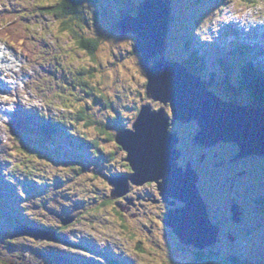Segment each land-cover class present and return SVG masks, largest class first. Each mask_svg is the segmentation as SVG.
<instances>
[{
    "label": "rangeland",
    "instance_id": "obj_1",
    "mask_svg": "<svg viewBox=\"0 0 264 264\" xmlns=\"http://www.w3.org/2000/svg\"><path fill=\"white\" fill-rule=\"evenodd\" d=\"M33 1L0 0L23 13L26 8L21 4L32 11L37 5L54 6L62 0ZM81 1V20L67 25L74 29L78 39L99 41L93 57L72 40L67 30L61 29V21L47 15L37 16L25 23L29 26V43H36L31 51L41 59V67L26 66L24 58L15 53L20 60L17 69L23 65L19 74L27 70L32 79L27 80V72L21 75L26 85L22 80L16 82L14 78L0 76L2 84H6L0 93L8 96V101L3 97L0 100V162L8 170L3 160L11 158L8 171L13 174L9 185L0 183V264H191L195 251L216 252L242 263L264 262V214L256 206L264 193V159L254 163L257 169L251 172V179L243 182L247 188L233 192L247 213L243 218L248 219L242 225L249 229H219L216 242L201 251L181 245L173 231L163 225L170 200L161 201L156 183L129 185L127 194L121 198H109L113 190L109 178L130 174L126 152L109 138L121 129H132L141 106H152L153 111L165 108V114L170 113V108L146 98L145 72L139 65L140 55L132 49L134 36L114 34L109 26L117 20L119 10L133 13L143 0ZM170 16L165 58L198 68L205 81L212 78L210 88L230 100L252 103L249 89H241L239 75L233 72L238 70L233 57L237 55L239 40L247 42L246 45L261 43L264 47V0H170ZM0 46L4 44L0 42ZM16 66L12 62L7 68L12 73ZM16 86V92L8 91ZM262 104L260 107H264ZM72 105L75 109L82 107L87 116L82 121H70L75 139L66 141L68 133L54 135L53 143L43 146L46 154L31 158V162L27 160V152L17 151L20 146L5 127L17 106L30 108L32 117L42 113L51 120H67ZM72 116L77 117L75 112ZM191 122L178 127L183 129L178 142L183 151L178 163L184 167H180L183 171L187 169L184 161L191 162L190 148L202 146L194 141ZM27 133L24 140L42 145L27 140ZM80 137L84 138L81 144H86L83 149L75 145ZM44 140L51 143L47 137ZM87 140L94 141L95 147ZM29 147L35 155L40 154L37 147ZM227 147L231 150V145ZM40 165L42 169L38 170ZM216 174L220 183H224L225 172ZM3 179L0 174V181ZM140 196L161 203L138 201L126 214L119 212L124 201ZM182 206L174 203V207ZM237 209L239 217L241 208ZM31 229L51 233L54 239L26 236Z\"/></svg>",
    "mask_w": 264,
    "mask_h": 264
},
{
    "label": "water",
    "instance_id": "obj_2",
    "mask_svg": "<svg viewBox=\"0 0 264 264\" xmlns=\"http://www.w3.org/2000/svg\"><path fill=\"white\" fill-rule=\"evenodd\" d=\"M170 17V0H144L134 14L121 12L119 21L112 25L120 35L134 36L133 52L140 55L139 65L145 72L146 98L169 105L171 120L164 109L152 111L144 105L132 129L115 135L114 141L126 152L125 161L132 173L128 177L109 178L113 187L109 198H121L127 194L129 185L156 183L162 202L169 199L170 206L175 201L184 204L166 212L165 226L173 231L181 245L201 250L216 242L217 227L207 217L196 188V172L189 166L183 171L177 165L179 140L169 127L173 122L195 121L197 144H234L238 150L235 160L264 156V107L223 99L183 64L167 60L164 48ZM177 217L184 219L185 224L179 225ZM28 232L26 236L36 240L54 239L51 233L42 230Z\"/></svg>",
    "mask_w": 264,
    "mask_h": 264
},
{
    "label": "trees",
    "instance_id": "obj_3",
    "mask_svg": "<svg viewBox=\"0 0 264 264\" xmlns=\"http://www.w3.org/2000/svg\"><path fill=\"white\" fill-rule=\"evenodd\" d=\"M33 2H35V0ZM81 2H82L81 0H62L60 3H56L54 6L47 5V4L37 5L36 8L32 11H28V8L25 6L26 13H23V16L20 14L15 15L14 9L10 8L9 14L12 15V17H10L11 19L9 21L15 22L18 20V18H19V21H21V22H19V24L17 22L14 23V26H12V27H14V29L13 30L11 29L12 31L9 30L10 35L13 38H15V41H17L19 38L22 37V40L29 42L30 39H28V35H27V30L29 29V27L25 26L26 24L24 21H28L29 19H35L37 16H40V15H47V16L56 18V20L61 21V23L59 24V26L61 25V29L67 30V32L70 33L72 40L75 41L80 46V48L85 50V52L90 57L91 56L93 57L97 51L99 41L94 40V39H90V38L89 39L88 38L78 39V35L74 31V29L70 25H67L69 23H72V21L79 20V19L81 20V16H80V14H81L80 12H82V9H81L82 7L80 6ZM254 6H257V4ZM29 10H30V8H29ZM119 12H120V10L118 11V13H116V14H118L117 20L119 19ZM16 13H19V11H17ZM116 21H114L112 24H114ZM112 24H110L109 26H111ZM17 30L23 32L25 35L23 33H21V36H20V33H18ZM112 30L114 31L113 33L116 32L114 29H112ZM259 49H261V48H259ZM236 51H238V52H236L237 56L234 55L233 62L236 64V66L238 65V68H237L238 70H236V73H238L240 76L239 82H243V88L244 89H249L251 99H252V103H249V104H253L257 107H260L261 105H263L262 103H264V72H263L264 71L263 70V68H264V48L256 53V52H251V50H249V49H245L244 51H242V48H240V46H239L236 48ZM25 54H28V56H31V54L27 51L25 52ZM253 57H254V59L252 60V66H251L250 64H247V62L251 60L249 58H253ZM255 57H257V58H255ZM226 63H227V61H226ZM184 66L186 68H188L189 71H191L192 73H197V74L201 73V71H199L198 68L195 70L190 65L185 64ZM224 67H226V65ZM201 76H203V75H201ZM209 78L210 79L207 78L206 82L210 88L212 78L211 77H209ZM79 82H82V81H79ZM83 85L84 84L82 83L79 86L80 91L83 90L82 89ZM245 87H247V88H245ZM84 88H85V86H84ZM211 89L215 91L214 88H211ZM215 92H217V91H215ZM87 94L89 95L90 93H87ZM218 94H222V93H218ZM73 112L76 113V116H77L76 118L72 116ZM69 113H70V116L66 117L67 120H65V119L60 120L58 118L51 120L50 116L46 115L47 117H44V115L42 113L40 115H37L36 117H32L31 115H29L26 112H22V113L18 114L11 121V125L8 127L9 132H11V135H13V137L15 138L14 139L15 144L18 143V145L20 146V149H18L17 151L20 150L22 152V150H24V152H27V156H26L27 160H29L31 162V158H33L35 156H42V155L46 154V149L43 146L46 144H52L53 141L51 139L53 138L54 135L60 136V135L68 133L69 138L66 141H72L73 139H75L73 132H72L74 130H72V128H71L72 123L70 121H73V120L75 122L82 121L83 119H86L87 116L84 115V109L82 107L75 109L73 105H72V108L69 107ZM27 131H28V133H27L28 136L26 137L27 140L34 141L36 144L38 142H41L42 145L37 146V145L30 143L29 141L24 140V136H26L25 133ZM45 137H47L51 141V143H48L49 141L48 142H46L45 140L43 141V139H45ZM80 138H81V140L79 141V143L75 144V145L77 148L83 149L82 147L86 146V144L82 145L81 141L83 140L82 142H84V138H82V137H80ZM109 139L115 140V135L110 137ZM87 141L89 142V145H91L92 147H95L94 144H96V143H94V141H90V140H87ZM31 145H32V147L33 146L37 147L36 149H38L40 151V154L38 153V155H35L34 154L35 152H33L34 150H32V148L29 147ZM13 158H14V155H13ZM8 162H9V160L7 161V164H8ZM26 167H28V166H26ZM39 168H41V167L39 166L38 170H40ZM36 169L37 168H34L33 170H36ZM1 170H3V169H1ZM38 170H37V172H38ZM12 175L13 174H11V172H9L8 170H5L3 173V177L5 179L2 180L3 182L0 181V183L2 185H6V186L9 185L10 183H8L9 182L8 180L10 179V177ZM119 177H121V176H119ZM71 246H73V245L71 244ZM210 254H211L210 252L209 253L198 252L197 254H195L197 256H196L193 263L194 264H214V263H216V264H220V263L221 264H237L236 263L237 260L234 258L222 257L220 255H217L216 259H212V256ZM113 263H115V262L113 261Z\"/></svg>",
    "mask_w": 264,
    "mask_h": 264
},
{
    "label": "flooded vegetation",
    "instance_id": "obj_4",
    "mask_svg": "<svg viewBox=\"0 0 264 264\" xmlns=\"http://www.w3.org/2000/svg\"><path fill=\"white\" fill-rule=\"evenodd\" d=\"M164 110L166 111L165 108ZM165 115L166 117L171 118L170 113L168 114L166 113ZM191 123H194V125L191 127L192 130L190 129L191 134L194 133V135H196V133L198 132L197 123L195 121H192ZM178 127H184V124L180 122H173L169 127V131L176 133V135L178 136V140H179L178 142H180L181 140L180 137H181V133H183L182 132L183 129H178ZM187 129L188 128H186V130ZM187 133H190V132H187ZM227 145H231V150L227 147ZM178 146H179V143L177 144L176 147L181 155L183 151L181 148H178ZM237 152H238L237 147L231 143H228V144L218 143L215 146H203V145L196 146L194 148L193 147L190 148V151L188 153L189 154L188 158L191 162L189 163L186 160L184 161L185 167L191 165L190 168H192L193 171H195L197 174V177H198L197 186L199 188L201 198L205 204V210L207 213V217L209 218L210 223L216 226L217 229H231L232 227H234L233 229H240V228L249 229L247 225H242L243 221H246V219H248L246 218V216H245L246 219L243 218V216L247 213H245L246 211L245 212L243 211L244 208L240 206L238 198L237 196L233 195V192L237 189H241L240 191H242L243 189L247 188V186L243 182L251 179L250 178L251 172L257 169L254 163L260 160H261L260 162H262L264 159V156L252 155V156L242 157L240 159L235 160V156L237 155ZM180 155H179V158H180ZM178 160H177L178 166L182 167L179 165ZM128 168L130 170V174H127V175L130 176L131 169L129 166ZM221 170H223L226 175L224 179V183H220L219 179L217 178V174H216L217 172H221ZM222 185L226 187L222 188ZM137 199H140V200H137ZM263 200H264V193L259 197V199L256 202L257 210L261 214H264V210L262 208ZM138 201L145 202V203L149 201L153 203L152 200L146 199L143 196L142 197L140 196L139 198L136 197L134 200L131 199L129 204L128 202L126 203L124 201V205L120 207L123 209H119V212H121L122 214H126L129 210L130 211L132 210V208L135 205V202L138 203ZM155 203H161V201L159 202L156 201ZM176 203H179V202H176ZM140 204H138V208L140 207ZM233 206L241 208L239 212L242 215L240 216L241 219H239L238 221H235L231 215V210ZM172 208H176L174 207V204L173 206H170L169 209H172ZM162 223L165 226L164 220H162ZM197 253L198 251H195V254ZM210 255L212 256V259H216V256L219 254L215 252V253H211ZM196 256L197 255H195V258ZM194 260L192 261L191 264H194L193 263ZM236 263L237 264H249V263L264 264L263 261L251 262L248 260L244 261V263L237 260Z\"/></svg>",
    "mask_w": 264,
    "mask_h": 264
},
{
    "label": "bare ground",
    "instance_id": "obj_5",
    "mask_svg": "<svg viewBox=\"0 0 264 264\" xmlns=\"http://www.w3.org/2000/svg\"><path fill=\"white\" fill-rule=\"evenodd\" d=\"M12 16V15H11ZM15 20V19H14ZM26 24V23H25ZM29 27V26H28ZM14 28V27H13ZM236 28V27H235ZM232 29H234V28H232ZM13 30V29H12ZM11 30V31H12ZM33 37V36H32ZM237 56V55H236ZM10 57V54L9 53H7V52H5L4 51V49H1V51H0V76H4L5 78H14V80L17 82V80H20L21 81V75L22 76H25L26 75V72L25 71H23V73L22 74H19V72L16 70V68L18 67V57H16L15 55H12L11 56V61L14 63V64H16L17 66L16 67H14V71H12V73H11V71L7 68V67H11L12 66V62H9V60H8V58ZM240 61V60H239ZM29 63V62H28ZM28 63H26V65H28ZM247 64H250L251 66H252V62L251 61H248L247 62ZM25 66V65H24ZM22 67H23V65H22ZM225 69H226V67H225ZM3 70L6 72V73H4L3 72ZM227 70V69H226ZM263 70H264V68H263ZM235 74H236V70H234L233 71ZM238 74V73H237ZM239 75V74H238ZM240 77V76H239ZM19 81V82H20ZM16 82H15V85H16ZM240 87H241V89L243 88V82H240ZM1 88H4V85L2 86L1 85ZM16 90H17V86H16V88L15 89H13V90H11L10 88H9V92H11V91H13V92H16ZM1 98H2V95L0 94V100H1ZM70 146H71V144H69ZM70 146H67L69 149H72V147H70ZM4 162H6V160H3ZM5 165H7V163H5ZM0 166L2 167V169L4 170V168H5V166H3L2 165V162H0ZM8 166V165H7ZM40 167H41V169H42V165H40ZM196 188L199 190V188H198V186H197V184H196ZM176 202V201H175ZM173 209V208H172ZM236 211H238V209H237V207H235V206H233L232 207V210H231V215H232V217H233V219L235 220V221H238L239 219H241L240 218V216L239 217H237L236 216ZM246 215V214H245ZM183 220L184 219H182L181 217H177L176 218V221H177V223L179 224V225H184L185 223L183 222ZM220 233V231H219V229H217V235ZM179 241V240H178ZM208 247V246H207Z\"/></svg>",
    "mask_w": 264,
    "mask_h": 264
},
{
    "label": "snow or ice",
    "instance_id": "obj_6",
    "mask_svg": "<svg viewBox=\"0 0 264 264\" xmlns=\"http://www.w3.org/2000/svg\"><path fill=\"white\" fill-rule=\"evenodd\" d=\"M3 100H4V101H8V96H4V97H3Z\"/></svg>",
    "mask_w": 264,
    "mask_h": 264
},
{
    "label": "clouds",
    "instance_id": "obj_7",
    "mask_svg": "<svg viewBox=\"0 0 264 264\" xmlns=\"http://www.w3.org/2000/svg\"><path fill=\"white\" fill-rule=\"evenodd\" d=\"M167 59V58H166ZM167 60H170V61H173V60H171V59H167ZM174 62H178V61H174ZM180 63V62H179ZM123 129H121V131H122ZM128 130V129H127ZM118 134V133H117ZM249 264H251V263H249Z\"/></svg>",
    "mask_w": 264,
    "mask_h": 264
}]
</instances>
